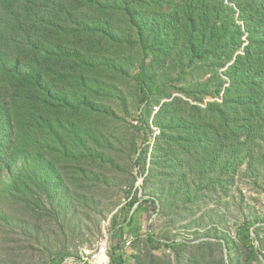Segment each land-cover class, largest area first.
Segmentation results:
<instances>
[{
  "label": "rangeland",
  "instance_id": "obj_1",
  "mask_svg": "<svg viewBox=\"0 0 264 264\" xmlns=\"http://www.w3.org/2000/svg\"><path fill=\"white\" fill-rule=\"evenodd\" d=\"M78 18L31 139L0 146V264L103 243L111 264H264V0H108ZM252 64L258 85L236 88ZM12 96L0 73L1 110Z\"/></svg>",
  "mask_w": 264,
  "mask_h": 264
},
{
  "label": "trees",
  "instance_id": "obj_2",
  "mask_svg": "<svg viewBox=\"0 0 264 264\" xmlns=\"http://www.w3.org/2000/svg\"><path fill=\"white\" fill-rule=\"evenodd\" d=\"M65 1H68V6ZM107 1L10 0L7 4L0 0V73L13 89L9 111L0 107V146L6 141L19 146L31 139L32 106L42 104L50 90L46 80V63L48 60L60 62L59 58L63 55L73 57V53L64 47V41L74 36L72 26L80 21L79 12L85 7L103 8ZM57 2L58 7L55 6ZM248 55V58L247 55L244 57L250 59L251 53ZM245 73L249 75L244 76ZM243 74L238 82L234 80V85L240 90L252 92L258 85L253 64ZM251 96L241 105L240 114L244 112V116L236 124L240 131L248 133L255 131L253 120L257 115L253 114ZM258 114L262 115V112Z\"/></svg>",
  "mask_w": 264,
  "mask_h": 264
},
{
  "label": "built area",
  "instance_id": "obj_3",
  "mask_svg": "<svg viewBox=\"0 0 264 264\" xmlns=\"http://www.w3.org/2000/svg\"><path fill=\"white\" fill-rule=\"evenodd\" d=\"M132 240L125 238L123 245L126 249L130 248ZM64 264H111L110 250L107 243L99 244L93 250H82L79 257L70 258Z\"/></svg>",
  "mask_w": 264,
  "mask_h": 264
},
{
  "label": "bare ground",
  "instance_id": "obj_4",
  "mask_svg": "<svg viewBox=\"0 0 264 264\" xmlns=\"http://www.w3.org/2000/svg\"><path fill=\"white\" fill-rule=\"evenodd\" d=\"M133 238V237H132ZM134 242V241H133ZM131 245H132V241H131V243H130V247H131Z\"/></svg>",
  "mask_w": 264,
  "mask_h": 264
}]
</instances>
